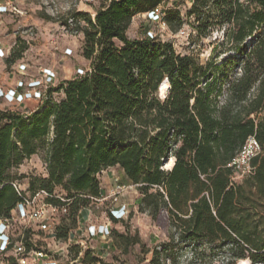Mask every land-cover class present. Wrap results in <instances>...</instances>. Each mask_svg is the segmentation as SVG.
<instances>
[{
    "label": "trees",
    "instance_id": "trees-1",
    "mask_svg": "<svg viewBox=\"0 0 264 264\" xmlns=\"http://www.w3.org/2000/svg\"><path fill=\"white\" fill-rule=\"evenodd\" d=\"M163 1L100 0L94 17L75 12L89 70L51 87L30 113L0 111V220L22 201L12 170L41 154L46 172L33 177L30 190L68 200L69 213L56 230L67 241L81 211L102 198V172L120 167L140 193L138 210L170 238L154 250L151 264L175 262L177 240L216 245L234 264H264V0H193L187 15L196 19L198 34L224 31L226 55L205 64L170 41L128 35L135 15ZM163 20L174 32L183 24L177 8L167 9ZM18 46L10 61L27 49ZM250 137L262 151L252 173L236 180L228 164ZM113 236L126 253L142 244L138 235ZM70 251L76 257L81 248ZM82 260L109 264L90 249Z\"/></svg>",
    "mask_w": 264,
    "mask_h": 264
},
{
    "label": "rangeland",
    "instance_id": "rangeland-1",
    "mask_svg": "<svg viewBox=\"0 0 264 264\" xmlns=\"http://www.w3.org/2000/svg\"><path fill=\"white\" fill-rule=\"evenodd\" d=\"M35 2L45 26L48 25L50 28L48 29L50 33L44 35V31L39 34L36 28L35 31L34 28H26L22 36L17 37L11 52L4 50L3 56H0L2 59L11 57L13 50L18 49V45L27 47L20 61L15 63L6 61L7 66L3 71L7 76V82L0 85V111L30 113L45 100L50 87H56L65 80L81 76L90 68L89 61L82 55L84 35L75 30L76 24L72 15L81 11L88 12L94 17L100 0H35ZM192 4L193 0H164L161 4L163 15L158 17L145 13L135 15L128 35L132 38L158 37L163 41H170L178 53L191 55L200 64H205L225 50L221 45L224 31L219 27H212L209 34L200 36L196 29V19L187 15ZM170 8L179 9L183 17L182 27L177 32H174L163 20L165 11ZM66 20L67 26L64 25ZM38 40L40 43L33 50L32 46H35ZM225 55L222 53L219 59ZM37 80L43 81V85H34ZM41 156V154L34 155L12 170L14 182L26 196L33 193L30 190L33 177L42 176L46 172ZM108 174L106 172L100 178L103 197L86 208L82 228L78 229L77 225L72 229L69 235L72 240L71 248L81 246V250L93 251V245L108 241L112 244L106 248L101 258L105 263L151 264L154 250L161 249V245L170 241L168 233L147 213L138 210L140 193L124 171L114 169L110 172V176ZM109 178L110 183L107 182ZM119 209H122L123 216L115 218L112 211ZM63 221L62 216L59 218V225ZM107 222H111V240L103 238L102 228ZM114 231L129 233L131 236L138 235L142 244L130 246L126 253L119 245L122 239L113 236ZM177 241L179 244L176 248L178 250L176 261L169 258L165 264H234L230 254L216 245L205 241ZM20 243L26 246V252L21 255L15 251V246ZM57 243L58 241L49 231L40 229L36 221L22 219L14 211L8 227L0 224V264H12V262L47 264L51 261H56L57 264H72L76 251H70L68 258L60 257L56 254ZM61 243L65 244V241L58 244ZM40 250L44 251L46 256L35 260L32 251ZM73 264H82V259H77ZM235 264H251V262L239 260Z\"/></svg>",
    "mask_w": 264,
    "mask_h": 264
},
{
    "label": "built area",
    "instance_id": "built-area-1",
    "mask_svg": "<svg viewBox=\"0 0 264 264\" xmlns=\"http://www.w3.org/2000/svg\"><path fill=\"white\" fill-rule=\"evenodd\" d=\"M19 13L20 11L11 4L8 5H0V14L3 13ZM149 16H161L163 15L162 5H159L158 7L154 8L153 10L145 13ZM2 20L0 19V22ZM4 50L1 48L0 43V56H3ZM34 85L42 84L43 81L37 80L34 82ZM51 88V87H50ZM262 147L258 140L255 137H250L245 144L242 146L236 157L228 164L229 167L234 168L235 170V179H241L244 176L249 175L253 171L252 166V160L255 156H257L259 153H261ZM14 187L22 197V201L17 205V207L13 210V212H17L18 216L22 219H27L29 221H36L39 224V227L42 231H49L51 235L60 243L63 240L57 239L56 230L59 225V218L64 217L69 213V207H68V200L65 199V197L60 194H50L46 190H38L32 193L30 196H26L24 193H22V190L20 187L14 182ZM136 186V185H134ZM57 198L61 200L64 204H54L52 202H49V198ZM103 197V196H102ZM101 200L96 199V202ZM122 209L119 210H113L112 214L115 218H120L123 216ZM12 219H2L0 220V224H5L6 227L9 225V221ZM110 224L111 222H107L103 225L102 231H103V238L109 239L110 238ZM64 242V241H63ZM56 244V248L58 249L57 255L60 257H66L68 258L70 255V249L72 246V240L69 237L67 241H65V244L61 246V244ZM15 251L17 254H24L26 252V246L23 243L17 244L15 246ZM35 258V260H40L41 258L45 257L44 251H32ZM85 250H81L78 253V256L74 257V260H72V264L77 261V259H83ZM92 254L94 255V251H92ZM95 256V255H94ZM47 264H57L56 261L47 262ZM82 264H86L82 260Z\"/></svg>",
    "mask_w": 264,
    "mask_h": 264
},
{
    "label": "crops",
    "instance_id": "crops-1",
    "mask_svg": "<svg viewBox=\"0 0 264 264\" xmlns=\"http://www.w3.org/2000/svg\"><path fill=\"white\" fill-rule=\"evenodd\" d=\"M14 5L20 12L19 13H3L0 14V43L1 48L6 52H11L14 45L17 42V37L22 36L21 34L26 28H35L38 30L39 34L44 32V35H49L50 31L48 29L49 26L44 24L43 19L41 18L38 10V5L35 0H0V5ZM39 40L35 42V46H32V49L37 47ZM21 59V58H20ZM20 59L15 60L13 63L20 61ZM11 60L10 57H6L5 59L0 58V85H3L7 82V76L3 69L7 66L6 61ZM43 162V161H42ZM45 165V163H43ZM114 169L122 170L120 167H112L107 170H104L102 174L106 172L109 173ZM123 171V170H122ZM101 174V175H102ZM100 175V178H101ZM104 178V176H103ZM105 179V178H104ZM106 180V179H105ZM111 179H107V182L110 183ZM103 191V189H102ZM103 193V192H102ZM86 209L81 211V215L79 217L78 229L82 228L83 220L85 219ZM107 244V245H106ZM112 243H108V241H103V243H97L92 247L94 251V255L98 258H102L105 254L106 248H109V245ZM83 246V244H82ZM81 248V246H80ZM86 249V248H85ZM100 264V263H98Z\"/></svg>",
    "mask_w": 264,
    "mask_h": 264
},
{
    "label": "bare ground",
    "instance_id": "bare-ground-1",
    "mask_svg": "<svg viewBox=\"0 0 264 264\" xmlns=\"http://www.w3.org/2000/svg\"><path fill=\"white\" fill-rule=\"evenodd\" d=\"M169 87H170V83H169L168 80L165 81V82L162 84L160 90H161V93H162L163 96H166V95H167L168 90H169ZM173 163H174V158H170V160H169L168 163L166 164V167H167V168H171L172 165H173ZM242 261L245 262L246 260H242ZM246 263H247V262H246Z\"/></svg>",
    "mask_w": 264,
    "mask_h": 264
},
{
    "label": "water",
    "instance_id": "water-1",
    "mask_svg": "<svg viewBox=\"0 0 264 264\" xmlns=\"http://www.w3.org/2000/svg\"><path fill=\"white\" fill-rule=\"evenodd\" d=\"M160 92H161V90H160ZM162 94V93H161ZM163 96V95H162Z\"/></svg>",
    "mask_w": 264,
    "mask_h": 264
}]
</instances>
